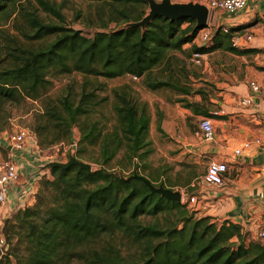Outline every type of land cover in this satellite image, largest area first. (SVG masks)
<instances>
[{
    "label": "trees",
    "instance_id": "obj_1",
    "mask_svg": "<svg viewBox=\"0 0 264 264\" xmlns=\"http://www.w3.org/2000/svg\"><path fill=\"white\" fill-rule=\"evenodd\" d=\"M91 1L98 2L99 29L85 34L66 24L64 0H0V26L13 19V26L25 38L45 39L34 47L6 44L9 64L0 67V101L37 99L55 77L73 71L108 78L134 75L150 89H173L178 94L175 100L195 113L220 117L214 112L218 108L206 104L204 96L201 101L189 100L184 96L192 92L187 85L176 78H154L151 71L168 59L170 51L182 50L190 42V56L219 48L237 54L251 52L255 49L235 46L230 40L232 32L243 26L231 25L224 32L218 25L206 43L197 45L193 39L200 28L195 27L193 17L156 15L141 27L128 23L147 13L146 0ZM110 22L123 25L105 29ZM128 88L122 84L111 90L117 122L112 129L105 130L98 119L90 118L104 97L85 85L77 95L69 85L58 103L48 100L28 123L40 155L50 156L49 147L76 137V148L65 159L74 154L90 160V147L97 146L93 159L98 165L90 170L72 164L42 171L33 200L3 222L5 246L0 264H264V237H253L229 219L195 216L197 209L189 210L187 199H169L139 177H129L138 169L118 173L111 168L121 149L126 162L136 159V166H145L152 150L146 104L138 108ZM0 148L6 155L7 147ZM138 173L156 185L164 184ZM191 180L184 185L188 195L195 188ZM105 237V243L98 245ZM123 247L134 250L135 256L127 258Z\"/></svg>",
    "mask_w": 264,
    "mask_h": 264
},
{
    "label": "rangeland",
    "instance_id": "obj_2",
    "mask_svg": "<svg viewBox=\"0 0 264 264\" xmlns=\"http://www.w3.org/2000/svg\"><path fill=\"white\" fill-rule=\"evenodd\" d=\"M55 1L60 2L61 0ZM171 1H199L206 3L207 0ZM97 7L98 2L96 1L64 0L63 12L65 14L66 24L81 29L85 34L93 33L99 29L97 26ZM145 11H148V3ZM39 12L42 16L49 18L45 15L46 13L41 10ZM210 13V22H208L207 27L213 32L218 26L214 25V23L218 20L217 16L219 14L222 17L234 12L220 11L218 14L216 10H211ZM122 25L123 23L110 22L105 29L111 30ZM243 30V28L238 29L239 33H244ZM10 38L15 39L16 42L12 43L9 40ZM44 41L45 39L31 41L25 38L21 34V31L13 26V19H10L0 26V67L9 64V59L5 55L7 43H10V45L18 44L26 47H34ZM190 43H185L182 50L170 51L168 59L152 69L151 76L154 78H176L179 82L184 83L191 89L192 92L190 94L184 95L187 99L201 101V97L204 96V100H208L205 103H209L212 109L219 108L216 100L220 97L218 94L220 89L215 83L219 78V74L218 69L213 64L219 65V62L222 61L228 63V66H230L229 63L233 58L228 53V50L219 48L214 50L213 54L206 53V55L201 56L197 61L194 56H190ZM193 43L197 45L202 44L199 32L195 35ZM122 84L128 85V95H131L138 108L141 107L142 103L146 104V109L150 116L148 139L152 150L146 156L144 161L146 165L140 166V164H137L136 166L134 162L136 159L131 163L126 162L127 159L123 156V149H121L112 160L110 164L111 168L118 173H127L131 170L138 169V172L142 171L154 180L162 181L165 186L181 190L184 195L181 201H185L184 199L188 197V194L184 192L185 189H182V187L188 179L192 178L191 181L194 182L202 179L206 170L207 161L203 154L196 155L191 161L187 159L188 154L191 152L187 151L185 147L188 140L181 131L184 130L186 133L197 128L202 115L193 112L189 108H187L188 111L180 113V108L186 107L181 102L175 100L178 94L173 89L166 87L150 89L144 84L141 78L133 80L128 75L108 78L73 71L69 74H61L55 77L45 95L37 99L27 97L18 102L10 100L0 101V142L8 148L9 142L6 137L10 131L19 126H25L32 130V127L28 123L33 121L36 114L42 112L48 100L58 103L61 96L68 90L69 85L72 94L77 95L82 86L85 85L87 88L93 89L100 96L104 97V100L97 105V108L91 111L90 118L98 119L105 130L112 129L117 122L115 112L112 109L114 97L111 90L113 87H118ZM197 90L200 93L194 92ZM176 113L178 114L177 123L173 122V120L175 121L174 115ZM164 118L166 119L164 120ZM78 132V128L75 127L73 134L76 135ZM63 145L67 146L68 143H58L49 147L48 149H50L49 153L51 155H47V157L66 160L63 153ZM47 151L46 148L44 152L47 153ZM0 153L5 154L2 148H0ZM90 154L92 156L90 160L85 161L90 162L92 167H96L98 163L93 158L98 154V147L91 146ZM140 163H143V161ZM187 207L189 210L195 209L189 203H187ZM198 215L201 214L198 211L195 212V216ZM145 219L148 220L150 217H146ZM106 238H102L98 242V245L104 244ZM122 252L127 258L134 257L136 254L134 250L126 247H123Z\"/></svg>",
    "mask_w": 264,
    "mask_h": 264
},
{
    "label": "crops",
    "instance_id": "obj_3",
    "mask_svg": "<svg viewBox=\"0 0 264 264\" xmlns=\"http://www.w3.org/2000/svg\"><path fill=\"white\" fill-rule=\"evenodd\" d=\"M216 12L219 14L220 11ZM217 17L214 25L239 24L243 26L244 32H252L253 39L238 47L255 50L242 54L228 51L233 58L230 66L222 61L219 65L213 64L218 69L219 78L215 83L220 89V97L216 100L219 107L217 114L220 117H211L215 130L214 139L204 140L199 133V124L192 131H181L188 140L185 147L191 152L187 156L189 161L196 155L203 154L207 164L211 159H217L225 161L228 166L221 185L208 183L202 176L201 180L191 182L195 188L189 195L196 196L197 202L191 204L200 214L211 215L217 220L237 222L254 235V221L264 213V147L252 144L240 154H235L234 149L243 140L260 132V113L264 109V36L259 28L264 22V0H248L244 8L230 15L221 17L219 14ZM208 53L213 54V51ZM128 76L133 79L131 75ZM250 80L259 84V91L251 90ZM247 95H251L253 104L239 103V99ZM180 109V113L188 111L187 108ZM174 119L173 122L177 123V113ZM15 154L19 179L6 194L5 208L9 215L16 208L33 200L32 193L43 171L40 166L48 161L40 155L38 146L32 142Z\"/></svg>",
    "mask_w": 264,
    "mask_h": 264
},
{
    "label": "built area",
    "instance_id": "obj_4",
    "mask_svg": "<svg viewBox=\"0 0 264 264\" xmlns=\"http://www.w3.org/2000/svg\"><path fill=\"white\" fill-rule=\"evenodd\" d=\"M248 0H207L206 5L208 6L210 12L211 10L235 12L246 6ZM221 28L224 32L230 30V26L227 23H220ZM259 32L264 36V22L260 25ZM211 36V31L209 27H203L199 30V37L202 43H206ZM254 34L252 32L239 33L238 30H234L231 35V43L235 46L245 45L253 39ZM205 53H193V56L198 61L201 56ZM133 79H138V77L131 75ZM249 86L252 91H259L260 86L255 80L249 81ZM239 103L248 105L253 104L251 95L241 97ZM217 113V110L214 111ZM199 133L202 138L206 141H212L214 139L215 130L213 126L212 118L209 116H202L199 123ZM6 139L9 142L7 153L3 155L0 153V254L3 253L5 246V239L2 233V225L9 216V211L6 210V194L12 185L17 183L19 179V171L17 168V162L15 160L16 151L24 150L28 147L29 143L32 142L37 145L35 134L25 126H19L16 129L9 132ZM62 144V143H61ZM252 144L264 147V109L260 113V132L253 135L250 138L243 140L239 147L234 149L235 154H240L243 149L250 147ZM0 145L1 142H0ZM38 146V145H37ZM76 148V137L72 139L67 146L63 145L64 155L67 152L73 153ZM47 160L53 159V157H47ZM227 163L223 160L211 159L204 172L203 178L206 182L221 185L223 183V177L227 171ZM31 186V185H30ZM25 191V189H23ZM188 203L197 202L195 195H188L186 198ZM255 233L253 237H264V213L254 221Z\"/></svg>",
    "mask_w": 264,
    "mask_h": 264
},
{
    "label": "water",
    "instance_id": "obj_5",
    "mask_svg": "<svg viewBox=\"0 0 264 264\" xmlns=\"http://www.w3.org/2000/svg\"><path fill=\"white\" fill-rule=\"evenodd\" d=\"M146 1L148 3L147 13L139 20L130 22L128 24L144 27L156 15H163L164 17L169 19H177L184 16L193 17L196 21L195 27L200 29L206 27L208 24V16L210 10L205 3H201L199 1L174 2L171 0ZM72 164H77L80 167L86 168L87 170H90L92 168V164L90 162L79 159L74 154H71L66 160H48L40 166V169L48 170L54 166L66 168ZM131 176L139 177L140 179H142L152 191L159 192L169 199L177 201L182 200L183 193L181 190L172 189L162 183L156 185L151 182L150 179L138 172H133L131 175H129V177Z\"/></svg>",
    "mask_w": 264,
    "mask_h": 264
}]
</instances>
